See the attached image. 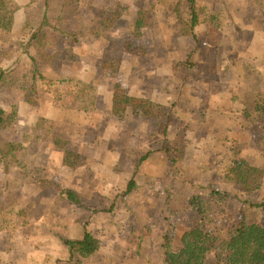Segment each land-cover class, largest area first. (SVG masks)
<instances>
[{"label": "rangeland", "instance_id": "1", "mask_svg": "<svg viewBox=\"0 0 264 264\" xmlns=\"http://www.w3.org/2000/svg\"><path fill=\"white\" fill-rule=\"evenodd\" d=\"M14 1L19 6L16 12L19 25L16 28L13 25L9 33H0V68L6 80V84H0V106L9 113L17 111L20 117L26 105H37L39 114L32 116L54 123L52 115L66 109L76 110L71 117L77 125L67 129V133H80L76 144L85 142L89 148V154L81 156V164L74 167L79 172L75 181L81 187L76 192L90 208L109 211L115 207L110 212L91 213L60 195L58 188L63 187V172L67 168L60 160L61 146L66 143L67 147L68 142L53 147L49 133H43L46 129H39L38 135L34 130L25 138V134L21 135L23 127L16 123L17 117L13 125L0 130V138L17 137L26 144L25 151L18 156L22 169L0 161L4 171L0 180L2 227H21L17 223L24 216L19 217L15 211L20 208L18 196L25 182H31L39 189L34 187L33 200L37 204L28 205L27 217L32 212L39 218L43 215L39 227H46L47 237L61 232L67 238H79L88 222V230L100 240L99 250L83 264H165L164 235L169 232L171 248L177 250L184 232L201 221L196 211L186 207L190 197L205 200L212 188H217L232 195L240 194L242 199L264 198V179L262 187L250 194L241 191L236 182L225 179V169L234 157H244L264 168V127L245 117L246 106L254 107L249 100L264 93V0H194L206 13L200 15V21L193 27L189 21L190 0H50L48 9L45 0ZM117 9L119 15L112 26H100L104 12L111 14ZM45 12L46 27L53 26L64 14V30L77 31L81 38L78 45L65 40L48 48V52L64 53L60 52V60L52 63L39 61L44 74L66 62L73 65L88 60L90 45H101L106 39L122 49L142 48V52L133 54V62L142 72L154 69L156 54L172 47V63H164L163 67L175 68L179 85L133 86L132 91H139L142 94L136 92L139 97L152 103L151 114L114 115L107 119L94 115L96 109L56 108L54 89L68 90V86L64 82L51 86L49 77L42 80L39 75L32 76L34 65L30 57L38 54L30 43L31 35L44 24ZM208 15H216V34L212 37L213 25ZM93 30H103L104 34L89 33ZM179 38L186 41L178 42ZM240 38L242 42L237 43ZM209 39L218 45H208ZM201 79L205 82L200 83ZM130 88L118 86L117 93L131 94ZM28 93L34 103H29ZM260 119L264 122V107ZM46 128L50 132V126ZM68 134L61 135L68 138ZM164 145L172 149L178 163L169 159ZM39 150L44 155H39ZM144 156L146 159L139 163ZM43 172L50 177H44ZM71 176L75 178L76 174ZM132 179L136 184L124 195ZM241 210L240 201L234 198L223 212L207 216L204 225L214 228L223 219L239 221ZM252 216L264 224L261 208H254ZM40 245L39 242L36 258L44 260L49 256L50 260L57 256L53 264H59V259L63 264L67 260V248L44 253ZM15 248L25 247L18 241ZM49 260L37 259L35 263L49 264Z\"/></svg>", "mask_w": 264, "mask_h": 264}, {"label": "trees", "instance_id": "2", "mask_svg": "<svg viewBox=\"0 0 264 264\" xmlns=\"http://www.w3.org/2000/svg\"><path fill=\"white\" fill-rule=\"evenodd\" d=\"M191 12L190 23L195 26L200 21V15L206 13L205 8L195 5L194 0H190ZM46 8L50 5V0H45ZM19 10V6L14 0H0V33H9L15 22V14ZM220 14V13H219ZM119 15L118 9L113 13L105 11L100 19V26H112V22L116 21ZM46 12L44 24L31 35V44L35 48L38 57L33 55L32 59V76L40 79H47V74H44L39 66V61L52 63L60 60V52L55 50L48 52V48H54L58 44H62L65 40H70V43L76 42L79 44L80 36L77 31L64 30L62 26L64 14H61L56 23L46 27ZM209 17V15H208ZM216 15L210 16L208 19L213 25L210 29V36L216 34V26L214 18ZM212 19V20H211ZM109 20V21H108ZM106 21H108L106 25ZM189 23V22H188ZM100 29V28H98ZM80 32V31H79ZM84 31H81L83 33ZM103 35V30L89 31V33ZM198 40V38L193 34ZM208 45L217 46L212 40L207 41ZM56 49V48H55ZM64 53V52H62ZM59 55V56H58ZM51 86H56L57 80L48 78ZM4 70L0 68V84L5 83ZM61 81V80H60ZM33 86V85H31ZM29 103H34L30 93L27 95ZM97 99V90L91 86L85 94L75 93L70 90H62L56 87L53 91L54 106L58 109L70 107H79L89 111L95 110ZM254 104V107L248 109L246 106L245 117L247 120L264 127V122L260 119V111L264 107V93L253 95L249 103ZM248 103V102H247ZM128 106L133 107L135 114H151L152 103L149 99L138 98L128 94L116 93L113 98V113L115 115H123ZM17 111L9 113L0 106V130L6 126H11L16 121ZM167 134V128L165 132ZM61 140V139H60ZM59 138L55 137L54 142L58 144ZM59 145V144H58ZM63 165L67 167H77L81 164V155L64 147ZM165 147V145L163 146ZM26 149L24 141H4L0 139V161H4L6 165H13L18 168H23L19 159V154ZM169 155V159L173 163H178L179 158L174 156L170 147H165ZM144 156L140 159L141 163L146 159ZM225 179L227 181L236 182L241 191L250 194L259 190L263 185L264 168L252 164L244 157H234L225 169ZM44 182L40 181V184ZM135 180L132 179L124 191V195L129 194L134 185ZM57 188V187H56ZM60 195L66 196L72 203L80 208L89 210L91 213L110 212L102 209L90 208L81 200L80 196L71 189L58 188ZM238 199L242 205L241 218L239 221L230 222L226 220L217 221L214 228H208L204 225V219L210 215H217L218 212H223L230 200ZM186 207L193 209L201 217V221L196 222L192 227L184 232L181 238V246L177 250L171 248V239L169 232L164 235L163 247L165 250V264H264V224L257 222L252 216L254 208H261L264 213V198L260 201L245 198L242 195H232L217 188H212V193L208 199H200L196 196L190 197ZM16 214L24 220L20 221V226H26L28 223L27 209L18 208ZM1 219V218H0ZM3 221L0 220V227ZM88 222L84 224V233L82 238L70 239L64 238L67 245L68 258L64 260V264H83V261L93 256L100 248V240L88 230ZM59 264H63L61 260H57Z\"/></svg>", "mask_w": 264, "mask_h": 264}, {"label": "crops", "instance_id": "3", "mask_svg": "<svg viewBox=\"0 0 264 264\" xmlns=\"http://www.w3.org/2000/svg\"><path fill=\"white\" fill-rule=\"evenodd\" d=\"M110 9V8H107ZM17 14L15 17L14 27L16 28L19 25V21L17 19ZM204 27V24L203 26ZM206 29V28H203ZM240 38L238 42H242ZM98 40V39H95ZM105 41L100 42L101 45H90L89 49V57L88 60H79L73 65H68L69 62L62 64L60 66H56L47 71V75L54 80L59 82H64L65 86H68V90L73 91L75 93L85 94V92L91 86H97V99L95 105V114L97 117H106L107 119H111L115 114L113 113V98L117 93L118 86H131L130 93L134 94L135 97H139L141 94L139 91H132L133 86H178L179 75L175 68H167L164 69V63H168L171 65L172 61V47L163 53L156 54L157 57V66L154 69H150V72L145 71L142 68H137L133 62L135 56L133 54L135 52H142L143 49L140 47H126L123 48L117 45L110 44ZM186 41L184 38H179L178 42ZM83 45V44H82ZM112 46V47H111ZM84 45L82 46V48ZM132 52V53H131ZM163 59L165 61H163ZM72 63V61H70ZM230 69L227 71L229 74ZM148 72V73H147ZM164 72V73H163ZM194 72V71H193ZM191 76V75H190ZM191 78V77H190ZM61 80V81H60ZM200 83L205 82L204 79L199 80ZM182 85V84H181ZM187 86V84H186ZM147 91V90H146ZM145 91V92H146ZM131 94H128L132 96ZM137 95V96H136ZM142 95V94H141ZM147 99V98H144ZM37 105H26L24 110L20 113V117L17 119V125H21L23 130L21 135L25 134V138L27 134L32 132H37L39 129H46V127L50 126V132L44 131L43 133H49L51 136V144L53 147H58L60 143H67V148L80 154L81 156H86L89 154L88 145L85 142H82V145H77L76 141H78V136L80 133H75L74 135L68 134L70 127L77 125L74 121V118L71 117L75 115L74 109H66L55 116L54 121H48L44 118L33 117L32 114H39L37 110ZM39 108V107H38ZM85 114L87 112H81ZM124 114H132L133 107L128 106L126 112ZM139 115V114H135ZM121 116V115H120ZM68 117V118H67ZM78 121V120H77ZM45 122L48 124L46 125ZM68 122V123H67ZM35 130V131H34ZM14 131V130H13ZM53 131V133H52ZM15 132V131H14ZM68 134V138L62 137L61 134ZM2 134V132L0 133ZM59 138L58 144L54 142V138ZM4 141H22L17 137H12L11 139H4L2 136L0 138ZM61 139V140H60ZM26 141V140H25ZM81 143V142H80ZM66 144V143H65ZM30 144H27L29 146ZM63 150V149H62ZM39 155H44L43 150H39ZM58 155V153H57ZM60 155V154H59ZM62 156H64V151L60 156V160L62 161ZM3 168L0 165V180H2V170ZM72 171L71 175H75L73 178L68 172ZM65 173V174H64ZM71 173V172H70ZM78 168H65L63 174L64 177L62 179V188H69L73 190L75 193L78 190L81 191L80 182H76L75 179L79 175ZM44 177H50V174L47 172H43ZM70 176H66V175ZM78 174V175H77ZM47 175V176H46ZM80 181V180H79ZM1 185V183H0ZM39 186L37 184L31 182H25V187L21 189V196L19 194V204L21 208H28L30 204H37L35 200H33V196L35 194V189ZM39 189V188H38ZM1 191V188H0ZM37 193V190H36ZM44 214V212L42 213ZM44 220L43 215L39 216L34 215V212L31 213L27 217L28 223L26 226H21L19 228H15L14 226L6 225L5 227H0V264H36L37 259L42 261L49 260V256H45L44 260L41 257L36 256L39 254L40 249L38 248L39 242L40 247L44 248L42 252L44 253H56L58 252V248L60 250L66 249L67 245L64 242V238H67L61 234V232H56V235L52 238H49L45 235L46 227L41 225L39 227L40 221ZM77 221V219L75 218ZM69 224H72V220L68 218ZM40 230V232H38ZM55 232V231H54ZM36 235V236H35ZM82 237V236H81ZM79 237V238H81ZM19 244L24 246L25 248H15V245ZM16 255L17 253H19ZM57 259L56 257H51L49 260V264H53ZM55 260V261H54ZM52 261H54L52 263Z\"/></svg>", "mask_w": 264, "mask_h": 264}]
</instances>
